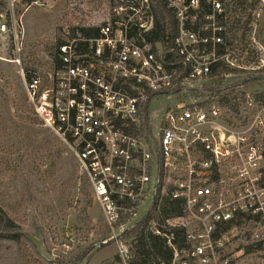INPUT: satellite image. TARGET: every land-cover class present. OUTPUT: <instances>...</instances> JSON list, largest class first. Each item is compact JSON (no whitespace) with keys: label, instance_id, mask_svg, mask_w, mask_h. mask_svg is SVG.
<instances>
[{"label":"built area","instance_id":"1","mask_svg":"<svg viewBox=\"0 0 264 264\" xmlns=\"http://www.w3.org/2000/svg\"><path fill=\"white\" fill-rule=\"evenodd\" d=\"M163 1L178 19L166 43L149 39L153 0H110L93 13L70 4L47 65L21 67L28 104L76 157L109 234L103 242L117 244L122 264L132 258L126 233L150 215L146 231L169 251L152 264H264V88L236 85L244 94L229 104L210 95L178 101L156 133L150 113L159 94L203 92L191 83L220 65L257 70L235 63L237 5ZM33 4L0 0L8 55L0 59L21 65Z\"/></svg>","mask_w":264,"mask_h":264},{"label":"rangeland","instance_id":"2","mask_svg":"<svg viewBox=\"0 0 264 264\" xmlns=\"http://www.w3.org/2000/svg\"><path fill=\"white\" fill-rule=\"evenodd\" d=\"M26 1L35 4L24 16L26 34L21 65L0 59V207L15 221V233L19 235V240L0 238V264H121L114 241L100 246L109 236L100 206L76 157L42 125L28 104L26 76L21 71V67L26 73L47 65L54 50V37L69 20L70 4L93 13L107 8L110 0ZM233 17L237 23L231 35L235 63L260 71L264 0L256 9L249 8L245 14L239 12ZM248 75L231 74L224 83L233 84L232 87L243 85L239 88L242 90L264 88V81L245 80ZM210 82H192L191 88L206 87ZM196 97L188 89L182 94H159L152 99L154 132L159 131L166 108ZM91 200L89 220L84 221L81 211ZM149 206V202L145 204Z\"/></svg>","mask_w":264,"mask_h":264},{"label":"trees","instance_id":"3","mask_svg":"<svg viewBox=\"0 0 264 264\" xmlns=\"http://www.w3.org/2000/svg\"><path fill=\"white\" fill-rule=\"evenodd\" d=\"M233 1L237 5L236 11L245 14V12H247L249 8L256 9V6L260 3L261 0ZM153 6L155 12V27L153 32L150 34L149 39L153 42L161 43L171 41V39L175 36L177 30L178 19L175 12L172 9L168 8L163 0H153ZM247 72L250 73V75L246 76L244 78L245 80L252 77H259L260 79H256L255 82L264 81V68L260 71H257L242 69L238 67L231 68L228 65H220L210 73L209 80L211 81V84L206 85L203 92L196 89H193V91L195 92L197 97L210 95V98H212L217 96L218 100L222 104H229L231 101L244 94V92L237 91V89L233 87L231 88V90L223 94V87L233 85L224 83L226 75L242 74ZM183 80L184 76L181 75L178 78V85L175 87L176 90H178V88L181 86ZM148 121V116H144L145 126L148 124ZM91 202L92 200L89 201V203L84 206V209L81 211V214L84 215V221L89 220L87 209L91 206ZM150 219L151 215L145 220H142L136 227H134L125 235V238L130 240L128 241L130 250L132 252L130 264H152V262L159 256H167L169 254L165 241L162 238L152 234L151 232L146 231V226ZM16 228L17 224L15 223V221L9 216L4 208L0 207V238L19 240V235L15 233ZM107 233H105L103 237H105ZM119 262L121 263L120 259Z\"/></svg>","mask_w":264,"mask_h":264},{"label":"water","instance_id":"4","mask_svg":"<svg viewBox=\"0 0 264 264\" xmlns=\"http://www.w3.org/2000/svg\"><path fill=\"white\" fill-rule=\"evenodd\" d=\"M256 79H260V78L259 77H252V78L247 79V80L255 81ZM103 245H105V243L104 242H101L100 243V246H103Z\"/></svg>","mask_w":264,"mask_h":264}]
</instances>
